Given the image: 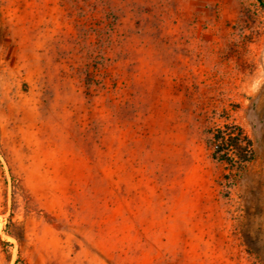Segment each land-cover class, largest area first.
Segmentation results:
<instances>
[{
    "label": "rangeland",
    "instance_id": "obj_1",
    "mask_svg": "<svg viewBox=\"0 0 264 264\" xmlns=\"http://www.w3.org/2000/svg\"><path fill=\"white\" fill-rule=\"evenodd\" d=\"M0 264H264V0H0Z\"/></svg>",
    "mask_w": 264,
    "mask_h": 264
},
{
    "label": "trees",
    "instance_id": "obj_2",
    "mask_svg": "<svg viewBox=\"0 0 264 264\" xmlns=\"http://www.w3.org/2000/svg\"><path fill=\"white\" fill-rule=\"evenodd\" d=\"M212 140V159L225 163L230 172L239 173L253 159L252 141L237 124L226 123L215 129Z\"/></svg>",
    "mask_w": 264,
    "mask_h": 264
}]
</instances>
